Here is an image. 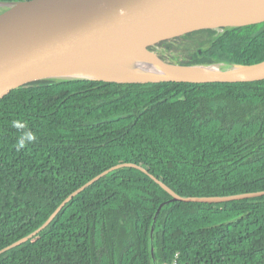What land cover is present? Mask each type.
Instances as JSON below:
<instances>
[{"label": "trees", "instance_id": "16d2710c", "mask_svg": "<svg viewBox=\"0 0 264 264\" xmlns=\"http://www.w3.org/2000/svg\"><path fill=\"white\" fill-rule=\"evenodd\" d=\"M156 49L187 65L258 63L264 22L201 30ZM263 88L264 80L48 79L17 90L0 101V250L121 162L143 165L185 196L264 190ZM214 99L227 100L229 109L208 112ZM15 119L26 120L38 136L19 152L10 126ZM170 198L142 170L119 168L75 196L39 234L2 253L0 264H153L152 223ZM154 245L157 264H264V196L170 203L158 216Z\"/></svg>", "mask_w": 264, "mask_h": 264}, {"label": "water", "instance_id": "95a60500", "mask_svg": "<svg viewBox=\"0 0 264 264\" xmlns=\"http://www.w3.org/2000/svg\"><path fill=\"white\" fill-rule=\"evenodd\" d=\"M264 22V0H15L0 1V101L38 82L90 79L114 82H250L264 80V60L253 64L218 61L181 64L156 48L163 42L201 30L244 27ZM139 77L108 78L99 73L123 63ZM149 62L148 64L146 62ZM162 74L150 71L151 63ZM145 64V65H144ZM218 66L212 71L199 67ZM119 75V76H120ZM122 167H134L155 179L172 198L156 211L151 232L155 255V227L168 204L222 203L264 196V190L228 195L185 196L134 162H121L73 191L49 219L32 233L0 250V255L27 242L56 218L75 196Z\"/></svg>", "mask_w": 264, "mask_h": 264}, {"label": "bare ground", "instance_id": "6f19581e", "mask_svg": "<svg viewBox=\"0 0 264 264\" xmlns=\"http://www.w3.org/2000/svg\"><path fill=\"white\" fill-rule=\"evenodd\" d=\"M147 64L149 63L148 61L146 62ZM142 64V61H136V62H130V63H123V64H119V65H116L114 67H111L109 69V71H104V72H101L99 73L100 76H105V77H108V78H122L120 75V72L122 73H125L124 75V78H134V77H139L138 75L136 74H130L127 72V69L131 66L134 67H141L143 65ZM145 65V64H144ZM146 66H149L150 68V71L155 74L154 76L156 75H159V74H162L163 71H161V69H159V66H157L154 62L151 63L150 65H146ZM218 66H210V67H199L198 69L200 70H207V71H212L213 69H217ZM120 75V76H119Z\"/></svg>", "mask_w": 264, "mask_h": 264}, {"label": "clouds", "instance_id": "9594fccd", "mask_svg": "<svg viewBox=\"0 0 264 264\" xmlns=\"http://www.w3.org/2000/svg\"><path fill=\"white\" fill-rule=\"evenodd\" d=\"M10 126L17 130L14 144V148L17 152L25 149L27 146L37 141V134L30 128L26 120H12L10 122Z\"/></svg>", "mask_w": 264, "mask_h": 264}, {"label": "flooded vegetation", "instance_id": "af4514ba", "mask_svg": "<svg viewBox=\"0 0 264 264\" xmlns=\"http://www.w3.org/2000/svg\"><path fill=\"white\" fill-rule=\"evenodd\" d=\"M179 37H181V36H179ZM100 81H104V80H100ZM107 82H114V81H107ZM39 83L40 82H38L37 84H39ZM116 83L121 84V85H127V84H148V83H140V82H116ZM123 88H124V86L119 87V90H121ZM262 91L264 92V88H263ZM227 104H228V102L225 99H214V100H211V102L208 104L207 110H208V112L222 115V114H224V112L226 110L229 109ZM250 116L251 115L248 113L247 117H250ZM139 165H141V164H139ZM141 166H143V165H141Z\"/></svg>", "mask_w": 264, "mask_h": 264}, {"label": "rangeland", "instance_id": "374dc122", "mask_svg": "<svg viewBox=\"0 0 264 264\" xmlns=\"http://www.w3.org/2000/svg\"><path fill=\"white\" fill-rule=\"evenodd\" d=\"M215 35H216V31L213 32V33H211V34H209V35H207V37L205 38L204 42H205L207 45H209L210 42L212 41V39L215 37ZM204 46H205V45H204ZM176 58H177V59H183V58H184V55H182V54H180V53H177V54H176Z\"/></svg>", "mask_w": 264, "mask_h": 264}, {"label": "built area", "instance_id": "2783aa9c", "mask_svg": "<svg viewBox=\"0 0 264 264\" xmlns=\"http://www.w3.org/2000/svg\"><path fill=\"white\" fill-rule=\"evenodd\" d=\"M173 264H176V262H174Z\"/></svg>", "mask_w": 264, "mask_h": 264}]
</instances>
